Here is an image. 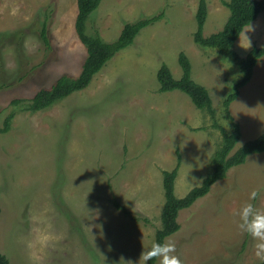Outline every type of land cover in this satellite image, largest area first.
<instances>
[{"label": "rangeland", "instance_id": "374dc122", "mask_svg": "<svg viewBox=\"0 0 264 264\" xmlns=\"http://www.w3.org/2000/svg\"><path fill=\"white\" fill-rule=\"evenodd\" d=\"M198 1L102 0L84 31L101 37L97 25H107L105 42L114 41L125 23L163 17L142 28L85 89L31 111L26 102L39 89L81 71L87 52L74 29L77 0H0V129L14 114L9 130L0 133V253L9 264L138 260L161 228L162 171L175 167L178 153V198L211 172L220 131L185 93L159 92L156 79L162 63L180 78L183 51L192 78L209 92L217 122L230 130L222 104L241 77L239 66L193 41ZM225 1L206 0L204 36L223 28ZM254 46L264 47V11L233 48L245 57ZM229 111L241 132L236 148L264 132V56ZM253 190L259 195L249 200ZM249 202L264 211V152L230 168L182 209L179 230L165 240L176 244L183 264H257L255 242L238 227L237 212ZM48 225L56 239L30 248L36 229Z\"/></svg>", "mask_w": 264, "mask_h": 264}, {"label": "trees", "instance_id": "16d2710c", "mask_svg": "<svg viewBox=\"0 0 264 264\" xmlns=\"http://www.w3.org/2000/svg\"><path fill=\"white\" fill-rule=\"evenodd\" d=\"M101 1L77 0L78 12L74 29L87 52L78 76L61 75L49 88L39 89L26 102L25 106L28 110H43L56 101L76 91L85 89L90 84L93 76L117 52L127 48L134 42L142 28L163 17V13H160L150 18L125 23L120 29L119 36L114 41L105 42L98 35H87L84 31L89 15L99 6ZM224 4L229 10V16L223 28L209 36H204L202 28L207 19V3L206 0L198 1L193 41L199 46L214 48L218 53L234 61L239 66L241 77L234 83L232 91L225 97L222 104L224 116L230 122V130H226L217 122L209 92L192 78L191 63L183 51L178 54V63L182 71L180 78H174L165 63L160 65L156 73V79L159 84L158 91L179 90L185 93L197 109L204 110L208 114L212 120V127L218 129L221 133V141L211 156V172L204 177L200 185L191 188L182 197L174 196V183L180 166V155L177 153V161L172 170L162 171V195L165 201L160 215L161 228L156 230L154 242L163 243L168 236L176 233L180 228L178 222L179 212L190 207L197 199L207 194L215 182L226 177L230 168L243 164L247 157L252 154L264 152V132L257 136L256 139L246 141L236 148L241 132L238 123L229 111L230 104L237 98L240 88L249 82L254 67L264 56V47L254 46L245 57H240L233 48L235 41L242 33V29L254 22L258 15L264 11V0H228ZM46 33L47 31L43 27L40 34L45 44L48 43ZM18 102V100L12 101L13 104ZM13 117L14 114L10 113L5 118L4 126L0 129V133H5L9 130L10 120ZM155 263L156 261L148 262V264ZM0 264H9L8 258L2 253H0ZM257 264H264V262H257Z\"/></svg>", "mask_w": 264, "mask_h": 264}, {"label": "clouds", "instance_id": "9594fccd", "mask_svg": "<svg viewBox=\"0 0 264 264\" xmlns=\"http://www.w3.org/2000/svg\"><path fill=\"white\" fill-rule=\"evenodd\" d=\"M97 30L102 38L106 39L110 37V31L107 25L98 24ZM246 39L247 45L250 47V41L247 37ZM258 195L259 192L257 190H253L250 193L249 200H255ZM237 215L239 217V229L243 233L250 236L255 242V257L264 262V211L259 210L253 203L249 202L243 204L239 208ZM50 229L51 225H48L43 229L37 228L35 238L28 246L30 248L34 245H39L41 248L47 247L53 240L56 239ZM121 259L124 264H148L149 261H158V264H183L180 257L176 255V244L170 240H165L163 243L153 242L148 250H142L140 252L138 260Z\"/></svg>", "mask_w": 264, "mask_h": 264}, {"label": "crops", "instance_id": "0c3cea01", "mask_svg": "<svg viewBox=\"0 0 264 264\" xmlns=\"http://www.w3.org/2000/svg\"><path fill=\"white\" fill-rule=\"evenodd\" d=\"M77 12H78V10H77ZM77 16V15H76ZM76 20V19H75ZM118 53V52H117ZM185 127V129L188 131L189 130V128L187 127V126H184Z\"/></svg>", "mask_w": 264, "mask_h": 264}]
</instances>
